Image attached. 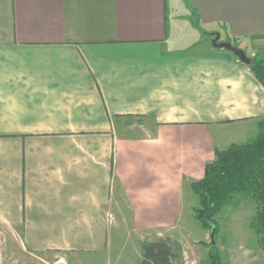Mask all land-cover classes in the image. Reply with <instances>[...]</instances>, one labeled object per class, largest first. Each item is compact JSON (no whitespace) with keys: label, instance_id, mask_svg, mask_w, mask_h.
<instances>
[{"label":"crops","instance_id":"1","mask_svg":"<svg viewBox=\"0 0 264 264\" xmlns=\"http://www.w3.org/2000/svg\"><path fill=\"white\" fill-rule=\"evenodd\" d=\"M217 35L264 52V0H0V220L27 251L102 253L123 217L193 210L190 182L264 119L263 84Z\"/></svg>","mask_w":264,"mask_h":264},{"label":"rangeland","instance_id":"2","mask_svg":"<svg viewBox=\"0 0 264 264\" xmlns=\"http://www.w3.org/2000/svg\"><path fill=\"white\" fill-rule=\"evenodd\" d=\"M233 45L237 44L233 42ZM245 52L252 60L264 59L262 49H258V51L249 49ZM141 120L142 122H139L138 125L147 126L149 130L152 129L151 121ZM135 132L141 134L145 131L139 129ZM259 132L260 127L257 136ZM257 136L252 135L238 143H251ZM191 184L192 182L189 185L193 190ZM198 201V196L194 191L187 194V203L188 205L192 203L193 210H189L187 207L185 216L179 218L174 227H135L132 226L135 223L133 217L130 215L129 218L123 217L124 225L117 226L116 232L111 231L107 250L102 253L30 252L23 247L22 232L11 228L0 220V264H138L142 255L143 243L161 237H171L181 243L185 264H210L207 243L211 241V232L204 229L194 217V209L198 206ZM121 205L122 207L126 206L125 201H121ZM256 210L255 199L250 194L243 193L237 195L234 203L224 206L216 216L218 234L215 240L218 243L221 259L223 258V264H226L224 261L226 247L236 243H246L256 248L264 264V249L260 247L259 236L252 227ZM107 216L112 223L117 219L110 208L107 210Z\"/></svg>","mask_w":264,"mask_h":264},{"label":"trees","instance_id":"3","mask_svg":"<svg viewBox=\"0 0 264 264\" xmlns=\"http://www.w3.org/2000/svg\"><path fill=\"white\" fill-rule=\"evenodd\" d=\"M264 86V59H253L249 65ZM260 132L251 143L232 144L215 150V159L206 165L205 176L192 182L198 196L194 217L204 229H216V216L224 206L236 201L237 195L248 193L257 202L252 227L264 249V119ZM210 264H222L217 241L208 242ZM183 246L171 237H161L143 243L138 264H185Z\"/></svg>","mask_w":264,"mask_h":264},{"label":"water","instance_id":"4","mask_svg":"<svg viewBox=\"0 0 264 264\" xmlns=\"http://www.w3.org/2000/svg\"><path fill=\"white\" fill-rule=\"evenodd\" d=\"M220 37L217 35L213 40L212 44L216 48H224L234 53L235 56L239 58L243 63L250 65L252 63V58L247 55L245 50L242 48L233 45L231 42L220 41ZM216 229L211 230V241L215 242L216 240Z\"/></svg>","mask_w":264,"mask_h":264}]
</instances>
